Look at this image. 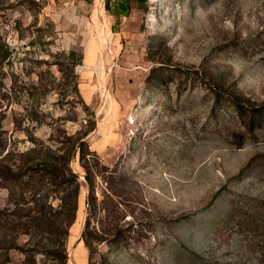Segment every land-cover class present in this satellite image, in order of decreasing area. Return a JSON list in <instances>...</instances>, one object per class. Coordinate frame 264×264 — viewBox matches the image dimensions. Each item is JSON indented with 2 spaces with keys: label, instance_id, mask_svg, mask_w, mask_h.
<instances>
[{
  "label": "rangeland",
  "instance_id": "1",
  "mask_svg": "<svg viewBox=\"0 0 264 264\" xmlns=\"http://www.w3.org/2000/svg\"><path fill=\"white\" fill-rule=\"evenodd\" d=\"M102 3L0 0V264H264V0Z\"/></svg>",
  "mask_w": 264,
  "mask_h": 264
},
{
  "label": "bare ground",
  "instance_id": "2",
  "mask_svg": "<svg viewBox=\"0 0 264 264\" xmlns=\"http://www.w3.org/2000/svg\"><path fill=\"white\" fill-rule=\"evenodd\" d=\"M96 12H95V14L96 15H100V14H105V11H104V9H103V3H102V0H96ZM105 33V32H104ZM101 37H103V36H101ZM106 37V39H104V40H107L106 41V43H108V38H107V35L105 36ZM105 43V44H106ZM109 44V49L110 50H113L112 49V45H111V43H108ZM107 45V44H106ZM102 49V48H101ZM113 52V51H112ZM114 53V52H113ZM99 67H100V69L103 67V57H101L100 59H99ZM99 70V69H98ZM107 74V73H106ZM105 75V74H104ZM103 75V76H104ZM108 75H109V73L106 75V76H104L103 77V87H104V93H105V97H106V101L109 99V88H108ZM103 99H104V96H103ZM104 100V101H105ZM105 101V102H106Z\"/></svg>",
  "mask_w": 264,
  "mask_h": 264
},
{
  "label": "trees",
  "instance_id": "3",
  "mask_svg": "<svg viewBox=\"0 0 264 264\" xmlns=\"http://www.w3.org/2000/svg\"><path fill=\"white\" fill-rule=\"evenodd\" d=\"M84 156H85V154H84V152H81V158L83 159L84 158ZM87 179L89 180V182L92 184V177H91V175L90 174H88L87 175ZM264 224H259L258 222H257V219H256V226H258V227H262ZM262 247V249H264V245L263 246H261Z\"/></svg>",
  "mask_w": 264,
  "mask_h": 264
},
{
  "label": "water",
  "instance_id": "4",
  "mask_svg": "<svg viewBox=\"0 0 264 264\" xmlns=\"http://www.w3.org/2000/svg\"><path fill=\"white\" fill-rule=\"evenodd\" d=\"M74 156H75V153H74Z\"/></svg>",
  "mask_w": 264,
  "mask_h": 264
}]
</instances>
